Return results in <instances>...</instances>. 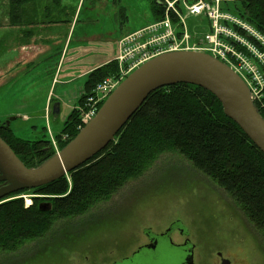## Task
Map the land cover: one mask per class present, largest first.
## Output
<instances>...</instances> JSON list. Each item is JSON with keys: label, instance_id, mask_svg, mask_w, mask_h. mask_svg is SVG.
Segmentation results:
<instances>
[{"label": "rangeland", "instance_id": "1", "mask_svg": "<svg viewBox=\"0 0 264 264\" xmlns=\"http://www.w3.org/2000/svg\"><path fill=\"white\" fill-rule=\"evenodd\" d=\"M8 1L0 0L1 25L9 18ZM242 1L245 0H233L227 6L234 7ZM62 4L67 9L63 20H68L72 11H77V14L71 28V32L75 31L72 43L68 51L66 47L61 62L65 43L56 40L49 41L48 45L47 41L46 50L41 48L33 60L12 63L14 56L11 52L22 38L0 28V122L11 123L12 114L18 112H31L38 116L34 108L41 111L43 100L50 94L55 100L51 109L54 153L61 150L60 143L69 140L63 136L59 142L56 137L62 133L66 118L78 106L87 80L86 73L114 57V32H138L153 22L152 0H62ZM120 11L126 13L127 22H124ZM236 18L252 26L243 18ZM187 24L194 44L209 32L205 16H192ZM64 31L61 25L56 29L58 34L52 35L62 38ZM260 34L264 38V34ZM97 35L104 37V45H100L98 39L97 43L91 40ZM84 38L88 39L81 42ZM23 39L27 37L24 35ZM40 39L42 41L41 36ZM96 46L109 49L97 50ZM57 71L60 73L58 85L51 90ZM71 79L72 84L62 85L64 80ZM36 96L38 99L34 98ZM57 98L62 99L64 105L60 119L55 121L53 108ZM263 101L264 92L258 104L263 105ZM32 104L37 107L32 108ZM21 120L14 121L13 128H19L17 134L24 138L22 140L50 139L49 129L43 122L37 121V129L31 130L22 124L16 126ZM66 178L70 183L69 174ZM42 198L45 196L30 190L11 195L0 205L22 200L28 209L35 199ZM176 222L189 229L201 260L207 264L215 259L212 257L217 251L223 252L231 264H264V240L240 208L213 181L177 153L160 157L147 172L127 183L106 203L73 219L54 222L51 233L41 241L25 244L13 253H1L0 264H112L129 257L146 244V230L163 233ZM173 240L175 243L184 242L179 233H175Z\"/></svg>", "mask_w": 264, "mask_h": 264}, {"label": "trees", "instance_id": "2", "mask_svg": "<svg viewBox=\"0 0 264 264\" xmlns=\"http://www.w3.org/2000/svg\"><path fill=\"white\" fill-rule=\"evenodd\" d=\"M8 2L9 19L14 27L69 25L74 23L77 14L72 11L68 20H63L67 9L62 0ZM222 10L243 18L264 34V0H245L234 7L225 4ZM123 11H120L122 18L127 22ZM152 12V24L163 19L158 0H152ZM33 34L34 30L24 33L29 38ZM117 71V64L112 62L86 76L78 106L66 118L62 133L56 137L59 142L63 136L69 139L60 143L61 150L79 133L81 109L86 99L94 94L99 83ZM261 71L264 76V67ZM262 103L257 107L264 119ZM0 137L27 168H36L55 155L50 139L36 142L19 139L1 122ZM169 153L184 157L222 189L264 240V154L225 116L216 97L202 88L181 84L152 93L114 142L69 174L70 183L64 177L34 189L45 198L35 199L28 209L22 200L1 204L0 254L13 253L25 244L39 242L51 233L54 222L73 219L106 203ZM43 204H49L50 210L42 211Z\"/></svg>", "mask_w": 264, "mask_h": 264}, {"label": "water", "instance_id": "3", "mask_svg": "<svg viewBox=\"0 0 264 264\" xmlns=\"http://www.w3.org/2000/svg\"><path fill=\"white\" fill-rule=\"evenodd\" d=\"M181 84L202 88L216 97L225 116L264 154V119L246 82L207 53L171 52L152 59L129 75L96 117L59 153L36 168H27L0 137V202L11 195L52 184L84 166L115 141L152 93ZM41 210L49 211V204H43ZM175 228L187 233L180 222ZM223 264L231 262L225 260Z\"/></svg>", "mask_w": 264, "mask_h": 264}, {"label": "built area", "instance_id": "4", "mask_svg": "<svg viewBox=\"0 0 264 264\" xmlns=\"http://www.w3.org/2000/svg\"><path fill=\"white\" fill-rule=\"evenodd\" d=\"M228 2L233 0H158L163 19L118 42L114 59L117 76L99 83L87 98L82 123L96 116L102 102L133 71L160 55L177 51L211 54L242 77L258 104L264 92V38L248 23L224 12ZM192 16H205L210 27L197 44L188 30L187 21Z\"/></svg>", "mask_w": 264, "mask_h": 264}, {"label": "crops", "instance_id": "5", "mask_svg": "<svg viewBox=\"0 0 264 264\" xmlns=\"http://www.w3.org/2000/svg\"><path fill=\"white\" fill-rule=\"evenodd\" d=\"M9 9V4L7 6ZM8 16H9V12H8ZM75 23V22H74ZM74 23L73 24H69V25H63L64 26V36L62 38H56L55 36H53L52 34H58L56 32V29L57 28H60L61 25H53L51 27H38V28H26L28 32H30V30H34V34L31 38L27 37V39H23L24 37V32H25V28L24 27H19V26H12L11 24V21L10 19H6L5 22L1 25L0 24V28L5 30L7 33L10 31V32H14L15 35H18L19 38H22L19 42H16V46H15V50L13 52H11V54L14 56V62L12 63H16V62H27L29 60H33L34 59V56L36 53H38L39 51H42L41 48L44 47V49L46 48V43L47 45L49 44V41H58L59 40H62L65 44H64V48L61 52V58H60V62L62 60V57L65 53V51L68 49H70V46H71V43H72V33L75 32L72 30L71 32V28L74 27ZM73 25V26H72ZM42 28V29H41ZM128 32H131V31H125V32H114L113 34V37H114V42H113V46L114 48H112V51L115 53L114 54V57L116 55V46H117V42L122 38L124 37L125 35H128ZM130 34V33H129ZM40 36L42 38V41L40 39ZM47 36V37H46ZM103 36L102 35H97L95 37H92L91 40L92 41H95L94 43H97V41L99 40L100 41V45H104L103 44ZM88 38H84L83 40H81V42H84L85 40H87ZM98 39V40H97ZM98 41V42H99ZM44 43V45L42 44ZM55 44V43H53ZM59 43H56V45H58ZM67 47V49H66ZM97 50L99 49H102V50H106L108 51V47H103V48H100V46H96ZM14 48V47H13ZM12 48V49H13ZM48 49L50 47H47ZM66 49V50H65ZM46 50V49H45ZM113 57V58H114ZM111 58V60L113 59ZM109 61L105 62L103 65H106ZM102 65V66H103ZM101 67V66H99ZM96 69V68H95ZM93 70L87 72L86 76H88L89 73H91ZM1 76V75H0ZM85 76V77H86ZM59 77H60V73L57 71L54 76H53V80H52V85H51V90L52 89H55V87L58 85V81H59ZM73 81L72 79L71 80H64V82L62 83V85H67V84H72ZM83 91V89H82ZM82 93V92H81ZM35 99H38V97H34ZM31 100L33 101V99L31 98ZM43 107H41V111H39V108H34L36 109L35 112L38 113V116H33V113L31 112H18L16 114H12V117L13 119L10 121V129L12 130L13 134L19 138V139H24L22 136L18 135L17 134V131H19V128H16L14 129V124L13 122L14 121H17V120H21L20 118L22 117L23 119L20 121L21 123H16V126H20L21 124L24 125V126H27L29 129L31 130H36L37 129V124L39 122H43V124L45 126L48 127V133L50 135H54L53 133V130H52V127H51V109H52V106H53V102L55 100H53V98L51 97L50 94H48L45 99L43 100ZM64 105V101L60 98H57L56 99V102L54 103V115H55V121H58V119H60V113H61V109ZM31 107H37V106H34V104L31 105ZM39 107V106H38ZM32 123V124H31ZM31 124V125H30ZM50 125V126H49ZM51 128V129H50ZM29 141V140H28Z\"/></svg>", "mask_w": 264, "mask_h": 264}, {"label": "flooded vegetation", "instance_id": "6", "mask_svg": "<svg viewBox=\"0 0 264 264\" xmlns=\"http://www.w3.org/2000/svg\"><path fill=\"white\" fill-rule=\"evenodd\" d=\"M176 223H172L163 233H155L152 229L144 232L147 243L140 246L129 257L112 262V264H204L196 249V245L191 240V233H187L179 228L173 229ZM179 233L184 238L183 243H175L173 236ZM208 264H223L225 256L223 252L217 251Z\"/></svg>", "mask_w": 264, "mask_h": 264}]
</instances>
